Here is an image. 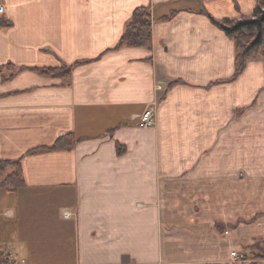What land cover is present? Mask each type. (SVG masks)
Returning a JSON list of instances; mask_svg holds the SVG:
<instances>
[{"label":"crops","instance_id":"obj_1","mask_svg":"<svg viewBox=\"0 0 264 264\" xmlns=\"http://www.w3.org/2000/svg\"><path fill=\"white\" fill-rule=\"evenodd\" d=\"M262 3L0 0V68L18 70L0 72V161L24 180L0 190V262L250 264L231 253L264 239V59L233 79L234 42L208 16ZM139 7L151 48L117 47Z\"/></svg>","mask_w":264,"mask_h":264},{"label":"trees","instance_id":"obj_2","mask_svg":"<svg viewBox=\"0 0 264 264\" xmlns=\"http://www.w3.org/2000/svg\"><path fill=\"white\" fill-rule=\"evenodd\" d=\"M2 14H0L1 16ZM213 24L221 29L227 37L233 40L235 46L234 65L235 70L233 79L237 78L245 69L246 62L249 59L262 58L264 59V3L253 11L252 16L242 21L222 20L216 21L208 16ZM0 26L7 27L9 23L0 18ZM152 45V16L151 10L148 7H139L135 9L128 21L125 31L121 36L117 47L135 46L151 48ZM10 72L9 75H3L4 80L12 77L16 71L15 67L7 64L0 68V72L4 70ZM43 75H65L69 69L65 68H48L37 69L33 68ZM264 91V87H263ZM75 144V139L72 136H62L58 138L51 146L41 147L33 150H66L71 149ZM124 151L123 147L117 146V153L121 154ZM24 180L22 176V168L20 160H4L0 161V190L14 191L23 186ZM250 260V264H259L264 260V239L255 240L249 248L247 254L241 258L242 263ZM0 264H7L1 257Z\"/></svg>","mask_w":264,"mask_h":264},{"label":"built area","instance_id":"obj_3","mask_svg":"<svg viewBox=\"0 0 264 264\" xmlns=\"http://www.w3.org/2000/svg\"><path fill=\"white\" fill-rule=\"evenodd\" d=\"M3 13H4V7L3 5L0 4V14ZM153 123H154V116L151 109L148 108L146 111L143 112V114H141L138 125L140 127L147 128L152 126ZM231 258L234 259L236 262L239 263L242 262L241 258L239 256L237 257L235 252L231 253Z\"/></svg>","mask_w":264,"mask_h":264},{"label":"rangeland","instance_id":"obj_4","mask_svg":"<svg viewBox=\"0 0 264 264\" xmlns=\"http://www.w3.org/2000/svg\"><path fill=\"white\" fill-rule=\"evenodd\" d=\"M250 18V17H249ZM256 59H259L258 57Z\"/></svg>","mask_w":264,"mask_h":264}]
</instances>
